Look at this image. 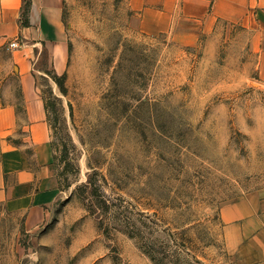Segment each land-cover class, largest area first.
I'll list each match as a JSON object with an SVG mask.
<instances>
[{"label": "rangeland", "instance_id": "374dc122", "mask_svg": "<svg viewBox=\"0 0 264 264\" xmlns=\"http://www.w3.org/2000/svg\"><path fill=\"white\" fill-rule=\"evenodd\" d=\"M128 14L124 0H63L64 58L48 40L35 72L59 194L34 228L0 207V264H156L145 237L165 264L235 263L221 207L264 194L247 32L223 23L185 45Z\"/></svg>", "mask_w": 264, "mask_h": 264}, {"label": "crops", "instance_id": "0c3cea01", "mask_svg": "<svg viewBox=\"0 0 264 264\" xmlns=\"http://www.w3.org/2000/svg\"><path fill=\"white\" fill-rule=\"evenodd\" d=\"M62 4L63 0H0V207L21 212L29 228L43 222L59 194L35 72L48 40L61 45V51L53 48V60L64 58ZM124 4L133 26L163 33L179 44L208 40L223 23L239 25L247 32L248 49L264 79V0H124ZM15 36L21 42L18 48L2 47ZM220 216L234 264H264V194L255 191L225 203Z\"/></svg>", "mask_w": 264, "mask_h": 264}, {"label": "trees", "instance_id": "16d2710c", "mask_svg": "<svg viewBox=\"0 0 264 264\" xmlns=\"http://www.w3.org/2000/svg\"><path fill=\"white\" fill-rule=\"evenodd\" d=\"M57 84L59 85L60 88H63V81L61 77H58ZM45 110H47V104L44 102ZM47 112V111H46ZM101 206H106V201H101ZM141 247L143 251L156 263V264H165L163 263V257L158 256V253L156 249L153 248V245L151 242L148 240V238L145 237L143 241H141Z\"/></svg>", "mask_w": 264, "mask_h": 264}, {"label": "built area", "instance_id": "2783aa9c", "mask_svg": "<svg viewBox=\"0 0 264 264\" xmlns=\"http://www.w3.org/2000/svg\"><path fill=\"white\" fill-rule=\"evenodd\" d=\"M20 44L21 42H20L19 37L15 36L5 41V43L3 44V47L6 49H14V48L19 47Z\"/></svg>", "mask_w": 264, "mask_h": 264}]
</instances>
